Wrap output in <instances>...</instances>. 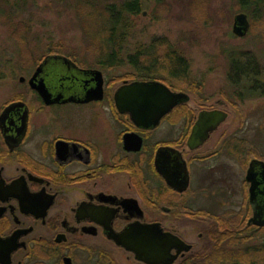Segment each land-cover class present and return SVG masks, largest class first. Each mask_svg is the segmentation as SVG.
Wrapping results in <instances>:
<instances>
[{"label": "rangeland", "instance_id": "374dc122", "mask_svg": "<svg viewBox=\"0 0 264 264\" xmlns=\"http://www.w3.org/2000/svg\"><path fill=\"white\" fill-rule=\"evenodd\" d=\"M123 1L101 0L103 4L116 5ZM239 1L141 0V13L128 20L131 28L124 54H130L137 46L148 45L156 38H165L189 61L190 84L201 86L199 90L185 92L190 96V102L185 105L184 111L171 119L168 117L160 125L153 133L154 142H169L189 132L195 122L194 117L201 111L218 109L229 116L207 144L193 155L202 157V160L193 164L189 192L180 199L186 209L196 214L201 210L203 216L196 215L190 219L175 216L174 225L187 244L192 246L191 252L175 264L212 252L215 242L210 234L220 226L216 219L231 221L246 211L249 196L245 181L247 170L238 158L229 155L230 150L224 147V143L231 138L243 140L246 149L258 154V158L264 161V97L235 107L231 103L227 83L228 55L232 51L251 52L264 66V21L256 23L253 19L255 25L252 24V19L240 9ZM241 13L248 16L251 24L243 39L236 37L232 31L235 17ZM0 16V110L16 97H23L31 110L33 129L92 128L100 134H110L111 145L115 147L112 142L119 126L115 124L118 113L112 98L126 79L133 76L131 67L113 70L89 68L102 72L106 85L105 98L89 106L70 104L57 108L63 124H53L52 113L40 109L36 95L27 85L33 71L41 63L39 60L54 55L52 53L70 55L79 62L87 57L90 60L86 62L88 64L95 60L98 52L87 45L76 1L0 0ZM20 38L24 40L20 41ZM57 64L55 66L60 75L65 72V67ZM21 78L26 80L25 83H20ZM47 84H56L55 79L48 80ZM254 158L255 154L250 155L247 164ZM137 175L138 172H128L114 176L112 180H122L135 187ZM136 189L140 190L138 185L132 191L128 188L126 191L133 196ZM254 237L250 242L243 243L241 248L264 243V233ZM88 245L93 247V252H80L78 256L86 258L93 254L90 264H96L102 255L113 264H142L135 260L134 255L105 238L90 239Z\"/></svg>", "mask_w": 264, "mask_h": 264}, {"label": "flooded vegetation", "instance_id": "af4514ba", "mask_svg": "<svg viewBox=\"0 0 264 264\" xmlns=\"http://www.w3.org/2000/svg\"><path fill=\"white\" fill-rule=\"evenodd\" d=\"M49 57L65 58L79 71L92 70L80 67L72 59L58 54L48 55L41 64ZM27 85L36 95L40 109L52 113L53 124H63L57 108L70 104L46 106L39 94ZM92 87L94 84L61 85L55 92L57 95L83 98ZM18 103L24 104L28 111L27 130L21 142L16 139L20 133V111L16 110L5 128H0V240L16 238L15 245L20 246L12 254L9 264H66V259L71 261L70 264H90L93 254L86 258L78 256L80 252H93V247L88 245L90 239L105 238L113 244L107 237L109 230L120 233L135 224L159 225L163 232L186 242L174 225V218L181 216L190 219L196 216V213L182 205L180 198L189 192L193 164L202 160V157L193 155L206 145L194 152L187 147L192 128L203 111L194 117L195 122L189 132L163 143L154 142L153 139V133L160 126L150 130L136 129L127 115L117 114L114 120L119 127L112 142L116 146L113 147L110 134H100L92 128L81 130L66 126L65 130L33 129L31 110L23 97H16L14 101L6 103L0 110V116L9 106ZM97 103L72 105L89 106ZM215 110L218 109L204 111ZM126 135H136L143 140L140 152L128 153L124 150ZM17 142L20 145L12 150V145ZM160 151L163 155L159 160L170 174L181 172L187 167L189 187L185 193L176 192L158 173L155 162ZM261 162L264 163L254 158L247 167L248 171L251 164L254 165L260 182ZM135 171L138 175L134 179V186L138 185L140 190L136 189L132 196L126 191L127 188L130 191L135 188L131 183L112 180V177L128 172L135 174ZM247 186L249 195V183ZM259 189L258 202L264 218V196L260 194L263 185ZM27 203L29 210L26 211L22 206ZM198 216H203V211L199 210ZM248 226L264 229L263 226ZM96 264L105 262L98 258Z\"/></svg>", "mask_w": 264, "mask_h": 264}, {"label": "water", "instance_id": "95a60500", "mask_svg": "<svg viewBox=\"0 0 264 264\" xmlns=\"http://www.w3.org/2000/svg\"><path fill=\"white\" fill-rule=\"evenodd\" d=\"M250 30L248 16L239 14L235 17L233 34L238 38L247 36ZM57 63L65 67V72L59 75ZM54 78L56 84H47L48 80ZM21 78L20 83H25ZM30 88L39 94L46 106L82 104L102 102L104 100V76L100 70L79 71L76 67L62 57L47 58L36 70L33 77L27 81ZM69 84H94L83 98L69 95H57L55 89L58 86ZM115 109L120 115H127L129 121L136 129L150 130L156 129L161 121L169 116L176 108L184 106L189 101V96L185 93L171 91L165 84L157 81L152 82H132L124 83L118 88L112 98ZM18 110L21 114L19 136L17 140L25 136L28 124V111L24 104H13L9 106L0 116V128H5L10 116ZM229 116L224 111H203L201 112L192 128L188 139L187 147L191 152L197 151L209 141L212 134L228 120ZM20 142L12 145V150L18 147ZM10 145L11 143L8 142ZM143 140L136 135H126L124 137V150L128 153H138L142 150ZM11 147V145H10ZM59 145L57 146V149ZM161 154L158 152L156 158V169L166 180L168 185L176 192L183 194L189 187V175L187 167L181 172L170 174L159 160ZM260 165L259 173L256 172L254 165L251 164L246 173V182L249 183V203L253 212V217L248 225L264 227V218L261 215V207L258 202V192L260 185L263 190L260 192L264 196V163ZM182 166V165H181ZM29 203L22 206L27 211ZM30 207H32L30 205ZM31 209V208H30ZM29 212V211H28ZM107 237L118 248L134 255L137 262L142 264H175L180 258L191 252L192 246L182 241L179 237L165 233L159 225H130L123 232L116 233L109 230ZM17 239L7 241L0 240V264H9L11 256L20 246L15 245ZM66 259V264H70Z\"/></svg>", "mask_w": 264, "mask_h": 264}, {"label": "trees", "instance_id": "16d2710c", "mask_svg": "<svg viewBox=\"0 0 264 264\" xmlns=\"http://www.w3.org/2000/svg\"><path fill=\"white\" fill-rule=\"evenodd\" d=\"M75 1L87 45L93 46L98 53L92 64L86 63L90 61L87 57L80 62L79 59L77 60L70 55L67 58L72 59L83 68L88 67V69L99 67L113 70L129 66L134 73L133 76L126 79L127 81H157L165 84L176 93L201 89V86L190 84L191 67L189 61L165 38H156L150 44L137 46L132 53L124 54L131 28L128 20L131 16H137L141 13V0H124L117 5L114 3L103 4L101 0ZM239 7L252 19V24L255 25L253 19L256 23L264 21L262 19L264 18V0H240ZM23 40L24 38L22 40L20 38V41ZM228 60L227 83L231 91V103L236 107L248 100L263 98L264 84L261 83H264V66L259 64L255 54L232 51L228 55ZM39 62L42 61L39 60ZM184 107L176 108L168 116L169 119L178 112L184 111ZM224 147H228L229 155L238 158L246 170L248 167L246 160L248 161L250 153L255 154L258 158V154L248 151L244 141L240 139H228L224 143ZM245 210L243 214L232 218L231 221H225V218L216 219L217 225L220 224V226L210 234L211 239L215 242V248L212 252L192 257V259L189 258L181 263L264 264V243L241 248L243 243L250 242L255 238L254 236L264 232L263 228L257 230L247 225L252 215L248 203ZM101 258L108 262L106 256L102 255ZM108 263L113 264L112 262Z\"/></svg>", "mask_w": 264, "mask_h": 264}]
</instances>
